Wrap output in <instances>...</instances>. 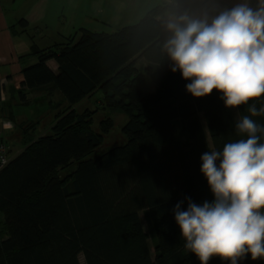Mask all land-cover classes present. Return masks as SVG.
I'll list each match as a JSON object with an SVG mask.
<instances>
[{"label":"trees","instance_id":"trees-1","mask_svg":"<svg viewBox=\"0 0 264 264\" xmlns=\"http://www.w3.org/2000/svg\"><path fill=\"white\" fill-rule=\"evenodd\" d=\"M165 13L187 16L163 2L113 32L81 26L45 47L34 41L45 27L24 17L10 26L13 34L30 37L28 55L36 58L22 68L18 105L47 99L55 114L42 133H36L40 117L17 123L12 105L1 101L0 85V119L13 123L21 142L13 157L7 141L0 142L8 158L0 169V264H80V253L85 264H200L184 247L173 208L182 202L186 210V198L197 205L213 201L201 156L241 138L235 121L249 114V106L264 107V95L235 108L237 116L216 90L192 97L186 91L191 81L171 71L164 50L172 36L159 19ZM147 79L150 91L140 87ZM96 92L105 110L127 116L122 140L106 148L114 120L96 124L100 107H76ZM253 119L264 127V114ZM208 264L230 261L212 257ZM238 264L264 259L245 256Z\"/></svg>","mask_w":264,"mask_h":264},{"label":"clouds","instance_id":"clouds-1","mask_svg":"<svg viewBox=\"0 0 264 264\" xmlns=\"http://www.w3.org/2000/svg\"><path fill=\"white\" fill-rule=\"evenodd\" d=\"M166 29L172 33L164 44L171 71L191 81L186 91L192 97L216 90L225 107L237 108L264 95V0L255 9L244 0L210 21L171 18ZM247 112L234 125L241 138L201 156L213 201L197 205L186 198V210L182 202L173 208L184 247L200 264L212 257L230 264L245 256L264 259V127L253 119L264 107Z\"/></svg>","mask_w":264,"mask_h":264},{"label":"crops","instance_id":"crops-1","mask_svg":"<svg viewBox=\"0 0 264 264\" xmlns=\"http://www.w3.org/2000/svg\"><path fill=\"white\" fill-rule=\"evenodd\" d=\"M163 2L173 4L192 19L207 16L210 21L221 11L231 9L244 0H0L1 101L4 102L5 107L12 105L15 121L19 123L20 121L38 119L41 117L39 110L42 114L46 111L49 113L47 99H43V102L37 106H32V112L20 109L25 105H18L17 95L18 91L23 88L24 80L22 68L36 61L34 56L28 55L31 45L30 37L24 33L13 34L10 29V26L19 18H26L31 26L45 27L44 31L34 36L35 43L40 47H45L59 39V35L69 34L77 29V24L69 29L64 28L61 21L68 16L72 17L78 14V17H98L106 24L113 21L117 22L115 27H121L137 22L149 9ZM246 2L254 9L260 4V0H246ZM171 18L175 17L170 13L162 14L159 17L165 26ZM91 25L94 26L93 23ZM136 63L142 66L145 61L143 58H138ZM47 64L54 71L57 70L54 60H49ZM37 95L45 96L43 93H37ZM29 96L35 95L33 93ZM234 110L236 111L233 109V112ZM54 114L55 112L52 119H54ZM14 129L12 122L9 120L3 122L0 119V142L7 141L9 144L10 139H15Z\"/></svg>","mask_w":264,"mask_h":264},{"label":"rangeland","instance_id":"rangeland-1","mask_svg":"<svg viewBox=\"0 0 264 264\" xmlns=\"http://www.w3.org/2000/svg\"><path fill=\"white\" fill-rule=\"evenodd\" d=\"M73 13H75V12H73ZM53 21H55V20L53 19ZM61 22H62L63 26H65L64 27L65 29H69L70 27L74 26V24L75 25L77 24V28L81 27V26L88 28L90 26L89 28L91 30L98 31V32H113V31L117 30V28H119V27H115L117 22L111 21L109 24H106L103 22L102 19H100L98 17H94V18H89L86 16L78 17V14L73 15L72 17L68 16L66 18H63ZM72 23H73V25H72ZM91 23H93L94 26H92ZM88 24H90V25L88 26ZM49 35H50V32H49ZM137 66H138V68H141V70H143V68H144L143 65L141 66L140 64H137ZM140 87H141V89H143L145 91H150L154 88V85H153V82L151 79H147L144 83L141 84ZM101 96H102L101 92H96L91 97V99H88L85 102H81L76 107L78 110H82L85 107L86 108H92V109H94L96 106L100 107L98 109V112L95 114L96 124L100 119H104L105 117H111L114 120V126L112 128V131L110 132L109 135L108 134L105 135L106 138H105V141L102 145L103 148H106L108 146H111L115 142L117 143V142L122 140L123 136H122L121 128H122L124 122L127 120V116L124 114L109 110V109L105 110V108H103V106H102L103 104H101L100 102L96 103V100L99 99V97H101ZM20 109H25V111L32 112V105L21 106ZM233 109H235V108H233ZM47 110H48V108H47ZM39 113L41 114V117L39 120L38 127L36 129V133L46 132V130L49 129L50 124L53 121V119H52V116L54 113L53 108H51L49 110V113H47V111H46L45 113L42 114V112L40 110H39ZM234 114L237 116V113L235 110H234ZM35 120H38V119H35ZM14 138L16 139V142L15 143L9 142V144H8V146L10 148V152H9L10 155H13V154H15L21 150V144H20L21 142L19 140V133L18 132L15 133ZM140 217L142 220L144 230L146 232H149L148 225H147V222L145 220L144 212H140ZM148 243H149L150 250L153 254L154 249H153V241L151 238L148 239ZM78 257H79L80 264H85L83 254L80 253Z\"/></svg>","mask_w":264,"mask_h":264},{"label":"built area","instance_id":"built-area-1","mask_svg":"<svg viewBox=\"0 0 264 264\" xmlns=\"http://www.w3.org/2000/svg\"><path fill=\"white\" fill-rule=\"evenodd\" d=\"M5 146H0V169L8 162Z\"/></svg>","mask_w":264,"mask_h":264}]
</instances>
